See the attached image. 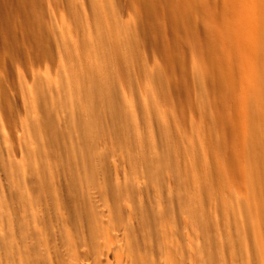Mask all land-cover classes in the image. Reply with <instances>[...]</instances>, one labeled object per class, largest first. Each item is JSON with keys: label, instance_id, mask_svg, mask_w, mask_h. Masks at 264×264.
I'll return each mask as SVG.
<instances>
[{"label": "rangeland", "instance_id": "obj_1", "mask_svg": "<svg viewBox=\"0 0 264 264\" xmlns=\"http://www.w3.org/2000/svg\"><path fill=\"white\" fill-rule=\"evenodd\" d=\"M1 1L0 264H137L144 213L166 227L148 264H264V0ZM102 27L132 47L129 79L100 76ZM117 119L125 158L98 131ZM92 205L96 247L76 217Z\"/></svg>", "mask_w": 264, "mask_h": 264}, {"label": "bare ground", "instance_id": "obj_2", "mask_svg": "<svg viewBox=\"0 0 264 264\" xmlns=\"http://www.w3.org/2000/svg\"><path fill=\"white\" fill-rule=\"evenodd\" d=\"M2 14H3V12H2V1L0 0V19H1ZM100 41L102 44L101 45L102 55H100L97 59V61L99 62V65L101 66V68L99 66H97L101 69L100 70L98 68L102 74V75L100 74V76H105L108 78V76L110 77V75H112V73L117 71L116 75L119 79L120 78H122V80L129 79L130 75L132 74V70L134 68V64H133L134 55H133L132 47L130 45H128L129 43H125L123 41L117 43V42L111 40L109 38V30L105 27H102L100 29ZM102 82H104V81H102ZM105 82H107V81H105ZM98 131H99V134L101 135V137L106 138L111 142L112 154H115V156L117 154V155H119L120 158H125L128 155L129 151L131 150V144H132L131 139H132V137H131L129 131L127 130V128H126V126L122 120L117 119L115 121H111V122H109L108 125L100 124L98 126ZM52 140L55 143L56 147L59 148L60 151L64 154V157L62 158V162H64L63 159L66 160L68 155L65 152L63 145L61 144V142L59 141V139L56 136L53 137ZM111 156H112V159L116 158L114 155H111ZM67 161H68V159H67ZM81 164H82V166L86 172V179H87L89 191H91L90 189L92 186H94V187L97 186L98 189H100L102 187L103 190H105V192L101 191V192H103L102 194L109 192L108 195H110L111 199H112L113 205L112 204L111 205L113 206L112 210L114 211L115 219L123 216L124 214L130 215L129 213H131L133 211V208H132L129 196L127 194H125L123 191H119L115 187H112L111 185L105 183L104 181H101L102 179L100 180V169H99V167L92 164L86 156H82ZM120 164H121V161H120ZM94 189H96V188H94ZM92 192L93 193H90V194L95 193L93 190H92ZM99 193H100V191H99ZM97 194H98V190H97ZM92 197H93V195H92ZM97 197H99V195ZM93 199H94V197H93ZM98 200H100V199H98ZM98 200L96 202H98ZM92 201H94V200H92ZM96 202H93V204L94 203L96 204ZM108 203H110V202H108ZM107 204H106V206H107ZM95 208L96 207L92 205V208L81 209V210H78L76 213V217L78 219L80 229H81V231H83V233H85V237H87L86 241L89 240L91 242L92 246H94V247H96L95 245L97 244L98 239L100 240V238L101 239L103 238L100 236L104 235L102 227H101V220H100L102 218H100L101 216L99 217V214ZM179 208H180L179 211H180L182 217H185L186 211L181 206ZM105 209L107 210V207ZM99 211H100V209H99ZM112 214H113V212H112ZM142 219H143L142 231L140 233L131 235V237H130L131 247H130V245H129V247L132 250L131 251V254L133 256L132 259L135 261V263H137V264H148V262H146V259L144 258V255H143L144 252L143 251L145 248H148L151 246L152 241L155 238V235L158 237L159 234L162 233L166 229V227L158 219V217L153 213H144ZM104 238H105V235H104ZM105 240L102 239V242ZM75 242H76L75 239H73V237L70 235H66L64 237L65 245L67 244V246H69L71 248L75 246L74 245ZM75 244H77V242ZM91 244H90V246H91ZM91 247H90V250H92ZM76 249H74V251H72V252H76L75 251ZM94 249L92 251H94ZM86 250H88V249H86ZM95 250H97V248ZM99 250H100V248H99ZM69 253H71V252H69ZM89 253H91V251ZM95 253H97V252H95ZM68 255H67V257H68ZM70 257H72V258L74 257L73 258L74 260L70 261V262H72L71 264H78V263H75L74 261H78L79 256H78V260L76 259L77 256H76V258H75V256H70ZM72 258H69V259L72 260ZM213 258H214V256L211 257V260ZM32 262H33L32 264H43V260L39 256L34 257L32 259ZM78 262L80 263L81 261H78ZM211 262H215V261L212 260Z\"/></svg>", "mask_w": 264, "mask_h": 264}]
</instances>
